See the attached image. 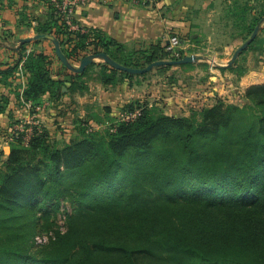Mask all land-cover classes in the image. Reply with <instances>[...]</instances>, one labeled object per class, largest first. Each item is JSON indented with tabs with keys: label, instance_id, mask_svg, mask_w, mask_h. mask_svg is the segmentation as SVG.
Masks as SVG:
<instances>
[{
	"label": "trees",
	"instance_id": "16d2710c",
	"mask_svg": "<svg viewBox=\"0 0 264 264\" xmlns=\"http://www.w3.org/2000/svg\"><path fill=\"white\" fill-rule=\"evenodd\" d=\"M40 1L49 17L37 20L36 34L52 35L73 66L99 53L128 68L184 57L158 45L130 50L73 19L71 29L54 3ZM252 1L259 3L250 7ZM233 4L225 18L245 42L264 17V0ZM263 24L239 55L254 47ZM45 41L16 48L0 39L14 57L0 63V85L21 71L19 99L31 104L30 113L44 95L60 97L65 81L54 70L69 77L70 95L88 93L94 75L105 87L143 75L95 61L73 72L54 46L52 56L36 50ZM217 68L245 73L237 59ZM242 99L243 105L218 99L188 115L132 101L121 112L137 111L134 117H114L102 132L78 119L84 128L61 146L40 124L27 142L11 132L9 152L0 159V264H264V83L245 88ZM7 103L0 97V112ZM42 234H49L47 241L37 243Z\"/></svg>",
	"mask_w": 264,
	"mask_h": 264
},
{
	"label": "crops",
	"instance_id": "0c3cea01",
	"mask_svg": "<svg viewBox=\"0 0 264 264\" xmlns=\"http://www.w3.org/2000/svg\"><path fill=\"white\" fill-rule=\"evenodd\" d=\"M229 3V0H149L144 4L137 0H91L75 6L71 17L78 27L100 30L134 51L147 50L155 45L164 49L168 36L173 33L180 38V51L185 56L187 51H198L202 44L216 45V41L222 40V22L226 19V6ZM48 17L49 8L40 0H0V39H7L5 43L16 47L21 39L36 35L37 20L44 22ZM257 40L252 49L237 57L238 65L245 69L243 75L238 77L233 72H221L215 65L217 59H208L213 61L208 65V81L196 85L194 94H190L191 90L183 86L179 91L181 94L183 92L182 97L173 89H160L158 95L154 94L148 89L145 79L139 78L124 79L115 87H105L91 80L88 93L70 95L67 92L69 77L57 76L54 70L53 77L65 81L60 97L52 101L48 94L44 95L40 104L43 109L33 114L19 99L25 76L21 71L17 72L15 78L10 79V85H0V97L8 101L6 108L0 112V148H8L14 125L31 119L42 125L52 138L53 135H61L67 142L74 135L73 126L78 119H86L91 125L95 123V113H86V109L98 113L104 109L110 115H117L126 104L157 95V98L169 103L170 110L174 107L181 112L179 107L182 106L181 113L187 114L189 108L205 106H198L200 101H191L195 93L214 96L217 90L222 96L223 90L233 85L238 93H242L245 88L261 84L260 80H264V37L260 35ZM35 48L53 55V44L50 41L42 42ZM13 59L11 52L0 48V63H11ZM59 126L63 129L57 131Z\"/></svg>",
	"mask_w": 264,
	"mask_h": 264
},
{
	"label": "rangeland",
	"instance_id": "374dc122",
	"mask_svg": "<svg viewBox=\"0 0 264 264\" xmlns=\"http://www.w3.org/2000/svg\"><path fill=\"white\" fill-rule=\"evenodd\" d=\"M230 3L228 4L229 6H233L236 2L237 5H242L243 3H245L247 0H229ZM257 1H252L250 2V7L257 5ZM259 6L257 7V9H255L256 13L259 10ZM264 23V22H263ZM264 25V24H263ZM222 27H223V34H222V40L221 41H216L213 42L216 45H208L206 47V45L202 44L201 48L198 49V51H187V55H198L200 58L198 61L193 62L192 66L190 67H182V66H172L170 68H166L164 66H159V67H155L153 68L151 71L141 75V76H136L133 77L135 79H145V81L147 82L148 85V89L151 92H154V94L158 95V91H160V89H173L175 90L176 93H178L177 95L180 94V96H183V92L182 94L179 93L180 90H182L181 88L183 86H185L184 88L190 89L191 92L190 94H192L195 90H196V85H201L203 82L208 81V77L210 75V71L208 70V65L209 63L213 62V61H208V59L211 60V58H216L217 59V63H215V65L217 64V66L219 65H226L228 63V61L231 59L233 53L235 52V50L243 43V34H241V32L238 29H234L232 26V21L231 20H227L224 19L222 22ZM262 37L264 35V32H262ZM41 51V50H40ZM216 53V55H214ZM183 55V53L179 52V56ZM175 57V55H172ZM177 57V56H176ZM208 58V59H207ZM167 60V59H164ZM169 60V59H168ZM96 63H101L103 62L102 60H95ZM78 64H75V66H77ZM216 66V68H217ZM217 70L221 71L220 69L217 68ZM96 71V70H95ZM228 71V70H225ZM223 72V71H221ZM231 72V71H229ZM96 73V72H94ZM94 81L96 80V76H93ZM264 78V77H263ZM260 83H264V80H260ZM234 84V83H233ZM172 90V91H173ZM244 91V90H243ZM212 92L214 93V90H212ZM215 95L213 96L212 94H203V92H199V94L195 93V96L192 97L191 101L192 102H196V101H200V104H197L198 106L200 105H205V106H211L213 104L216 103V101L218 99L223 100L225 103H234V104H239V105H243L245 102L242 99V93H238V90L235 88V85H233L232 87H228V89L223 90V94L221 96V94H219V91L215 90ZM202 93V94H200ZM194 94V93H193ZM151 95V94H150ZM154 96V97H148L147 99L143 98L141 100V103H147L149 104H155L158 108L159 111L164 112L165 114L170 113L172 111V114L175 115H188L191 108L188 109V113L187 114H183L181 112H183V108L182 106L178 107L181 109L180 111H176V109L173 107V110H170V105L169 103H165L164 99L161 98H157L158 96ZM187 95L184 96V98ZM213 96V97H212ZM211 97V98H210ZM190 99V98H188ZM164 100V101H163ZM180 100V99H179ZM138 101V100H136ZM204 101V102H203ZM188 105H191V103H189ZM194 105H196V103H194ZM203 107V106H201ZM186 108V107H185ZM194 109V108H193ZM103 111V112H102ZM102 111L98 112H90L88 109L85 110L86 113H90V114H94L95 117L94 119L96 120L95 123L92 124V126L96 127L97 131H104L106 127H110V125H112L113 122H115L114 117H122L123 115H129V113H125L122 114V112L120 114L117 115H110V112H106L104 109H102ZM14 123H16L14 121ZM83 126L82 125H75L73 126V129L76 130V134L79 131H81ZM95 127L93 129H95ZM84 128V127H83ZM63 128H61L60 126L58 128H56L57 131L61 130ZM65 129H70V127H65ZM96 131V130H94ZM74 135H72L73 137ZM71 137V138H72ZM54 142L57 144V146H61V144L65 143L66 139L63 138L61 135H57L54 136ZM70 138V139H71ZM70 139L68 141H70ZM67 141V142H68ZM9 152V148L3 149L0 148V159L2 157H6L7 154ZM0 167H1V163H0ZM58 225L61 228L63 227V220H59L58 221ZM48 235L49 234H42V235H38L36 236V241L37 243H42L44 241H47L48 239Z\"/></svg>",
	"mask_w": 264,
	"mask_h": 264
},
{
	"label": "water",
	"instance_id": "95a60500",
	"mask_svg": "<svg viewBox=\"0 0 264 264\" xmlns=\"http://www.w3.org/2000/svg\"><path fill=\"white\" fill-rule=\"evenodd\" d=\"M264 22V17L261 19L260 23L256 26V28L254 29V31L252 32L251 36L249 37V39L245 42H243L233 53L231 59L228 61V63L226 65H223V67H228L231 64L234 63V61L237 59V57L239 56V54L248 47V45L257 37L261 24ZM37 39H47L48 41H50L55 49L56 55L57 57L61 60V62L71 71L73 72H83L85 70V68L92 62L95 61L97 59L102 60L103 62L107 63L108 65H110L111 67L118 69L120 71H125L128 73H132V74H144L147 73L149 71H151L153 68L155 67H159V66H164V65H170V66H174V65H181V64H185V63H193L199 60V56L198 55H185L184 57H182L179 60H159V61H154L152 63H150L149 65H147L146 67L143 68H128V67H124L120 64H118L117 62L113 61L112 59H110L108 57V55H106L105 53H99V54H91L88 55L86 57H84L77 66H73L71 63H69L68 61H66V59L64 58V56L62 55L60 48H59V43L58 41L49 34H36L33 37L30 38H26V39H21L18 43V45L16 46V48H18L20 45L27 43V42H31ZM208 59V58H207Z\"/></svg>",
	"mask_w": 264,
	"mask_h": 264
},
{
	"label": "built area",
	"instance_id": "2783aa9c",
	"mask_svg": "<svg viewBox=\"0 0 264 264\" xmlns=\"http://www.w3.org/2000/svg\"><path fill=\"white\" fill-rule=\"evenodd\" d=\"M52 3H54V5L56 6V8L58 9L59 13L62 16L63 21L65 22V24L67 26H69L71 29H76V25H73L71 23L72 20V10L75 6L77 5H82L85 4L91 0H50ZM140 3H147V1L149 0H137ZM165 51L170 53L171 55H175L177 57H179V51L181 50V41L180 38L171 33L168 36V41L167 44L165 45ZM27 107L31 108V104L30 103H25ZM43 109V105H36L35 107H33V111L35 113L41 111ZM137 111L133 114L130 115H123L122 117L124 119H128L130 117H134L136 115ZM38 125V123H36L35 120L31 119V120H27L26 122L23 123H19L13 126L12 128V133L13 131L16 133H23V140L24 142H27L29 139V136L32 132V127ZM26 126V127H25ZM95 127V126H94ZM96 129V127H95Z\"/></svg>",
	"mask_w": 264,
	"mask_h": 264
},
{
	"label": "snow or ice",
	"instance_id": "6c2138e0",
	"mask_svg": "<svg viewBox=\"0 0 264 264\" xmlns=\"http://www.w3.org/2000/svg\"><path fill=\"white\" fill-rule=\"evenodd\" d=\"M231 194H232V195H236L237 193H236L235 191H233ZM240 196L242 197L243 194L241 193Z\"/></svg>",
	"mask_w": 264,
	"mask_h": 264
}]
</instances>
